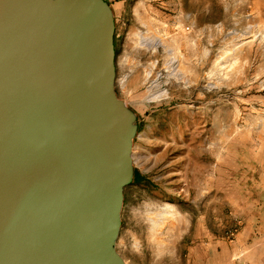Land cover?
Instances as JSON below:
<instances>
[{"label":"rangeland","instance_id":"rangeland-1","mask_svg":"<svg viewBox=\"0 0 264 264\" xmlns=\"http://www.w3.org/2000/svg\"><path fill=\"white\" fill-rule=\"evenodd\" d=\"M165 1V47L114 40L134 118L116 250L127 264H264V0Z\"/></svg>","mask_w":264,"mask_h":264},{"label":"water","instance_id":"water-1","mask_svg":"<svg viewBox=\"0 0 264 264\" xmlns=\"http://www.w3.org/2000/svg\"><path fill=\"white\" fill-rule=\"evenodd\" d=\"M114 40L104 0H0V264H127Z\"/></svg>","mask_w":264,"mask_h":264},{"label":"crops","instance_id":"crops-1","mask_svg":"<svg viewBox=\"0 0 264 264\" xmlns=\"http://www.w3.org/2000/svg\"><path fill=\"white\" fill-rule=\"evenodd\" d=\"M116 21L115 39L128 34L132 50L143 49L144 45L158 41L164 43L167 34L165 0H104ZM261 0H258L260 2Z\"/></svg>","mask_w":264,"mask_h":264},{"label":"bare ground","instance_id":"bare-ground-1","mask_svg":"<svg viewBox=\"0 0 264 264\" xmlns=\"http://www.w3.org/2000/svg\"><path fill=\"white\" fill-rule=\"evenodd\" d=\"M138 79V78H137Z\"/></svg>","mask_w":264,"mask_h":264}]
</instances>
